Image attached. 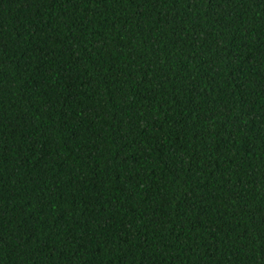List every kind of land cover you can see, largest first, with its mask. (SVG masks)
<instances>
[{"label":"trees","instance_id":"1","mask_svg":"<svg viewBox=\"0 0 264 264\" xmlns=\"http://www.w3.org/2000/svg\"><path fill=\"white\" fill-rule=\"evenodd\" d=\"M0 264H264V0H0Z\"/></svg>","mask_w":264,"mask_h":264}]
</instances>
